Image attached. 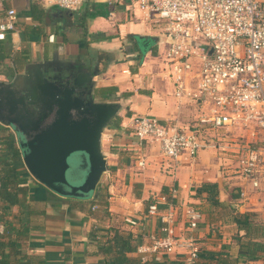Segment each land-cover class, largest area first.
Listing matches in <instances>:
<instances>
[{
	"label": "crops",
	"instance_id": "0c3cea01",
	"mask_svg": "<svg viewBox=\"0 0 264 264\" xmlns=\"http://www.w3.org/2000/svg\"><path fill=\"white\" fill-rule=\"evenodd\" d=\"M130 3L85 0L78 9L69 10L51 0H0V21L10 8L17 12L16 28L0 34V80L26 74L31 62L96 65L97 100L122 103L102 137L108 170L89 197L53 192L18 161L20 185L28 187V194L21 204L11 206L0 199V264L141 261L138 247L148 243L152 233H161L159 216L149 214L153 202H158L160 209L177 208L176 231L193 235L201 246L198 264H264V256L252 260L239 256L237 226L228 207L255 211L264 218V190L256 191L241 179L233 181V173L222 168L224 154L219 155L216 146L209 145L194 160L178 162L172 170L158 143L135 136L134 115L155 114L185 126L200 110L197 104L181 102L174 95L158 58L160 25L146 20ZM132 35L153 36L155 40L147 47L146 41ZM3 131L18 140L14 128L0 122V135ZM139 156L147 157L146 167L138 166ZM204 181L219 184L222 207H212L205 194L196 193V186ZM232 186H239L247 196L235 202L229 193ZM102 194L107 205L98 207ZM187 204L202 212L195 230L185 227L182 212ZM3 205L9 214H3ZM185 250L181 247L153 264H181Z\"/></svg>",
	"mask_w": 264,
	"mask_h": 264
},
{
	"label": "built area",
	"instance_id": "2783aa9c",
	"mask_svg": "<svg viewBox=\"0 0 264 264\" xmlns=\"http://www.w3.org/2000/svg\"><path fill=\"white\" fill-rule=\"evenodd\" d=\"M85 0H51L69 10ZM110 5L118 0H105ZM146 20L160 25L158 40L166 44L165 69L173 93L181 102L199 106V115L188 125L138 114L132 118L135 136L158 143L174 170L178 162L192 161L209 145L229 158L225 170L235 179L264 190V0H136ZM17 12L7 11L0 21V34L16 28ZM201 37L206 42L201 41ZM226 132L214 143L215 133ZM229 148V149H227ZM233 158V160H231ZM234 161V163H233ZM146 167V156L138 157ZM230 165H233L232 167ZM176 193V189L173 190ZM246 192L241 190V199ZM166 196H163L165 199ZM178 210L173 205L160 209L161 233L138 247L140 264H153L165 254L184 247V264H196L201 246L193 235L176 231ZM188 230L198 228L202 212L194 205L183 207Z\"/></svg>",
	"mask_w": 264,
	"mask_h": 264
},
{
	"label": "water",
	"instance_id": "95a60500",
	"mask_svg": "<svg viewBox=\"0 0 264 264\" xmlns=\"http://www.w3.org/2000/svg\"><path fill=\"white\" fill-rule=\"evenodd\" d=\"M65 66L56 60L31 62L26 74L0 80V122L14 128L23 162L38 182L62 196L89 197L108 170L102 137L122 103L97 100L86 64ZM77 153L88 172L72 185L69 160Z\"/></svg>",
	"mask_w": 264,
	"mask_h": 264
},
{
	"label": "trees",
	"instance_id": "16d2710c",
	"mask_svg": "<svg viewBox=\"0 0 264 264\" xmlns=\"http://www.w3.org/2000/svg\"><path fill=\"white\" fill-rule=\"evenodd\" d=\"M132 36L146 41L147 47H150L148 44L150 41L155 40L153 36ZM2 39L0 38V40ZM18 161L23 162L18 140L14 134L3 131L0 135V199L8 203L9 206L15 203L21 204V200L24 199L25 201L27 199L28 187L20 185L22 181L21 173L17 168ZM220 190L219 184L213 181H204L196 186V193L201 197L205 194L206 200L212 207L216 208L223 206L220 200ZM20 193L21 197L18 196ZM229 193L235 202H239L241 199V188L239 186H232ZM100 204L107 205L103 194L98 199V207ZM228 207L233 212V221L237 226L236 238L239 245V256L244 257L246 260L264 256V218L255 211L240 212L232 205H228ZM2 210L3 214H9V210L5 208V205H3ZM129 248L133 249V247ZM220 261L225 263L223 259ZM128 264H140V261L135 260ZM181 264H184V261ZM196 264H198V261Z\"/></svg>",
	"mask_w": 264,
	"mask_h": 264
},
{
	"label": "rangeland",
	"instance_id": "374dc122",
	"mask_svg": "<svg viewBox=\"0 0 264 264\" xmlns=\"http://www.w3.org/2000/svg\"><path fill=\"white\" fill-rule=\"evenodd\" d=\"M130 4L133 6V8L138 10L136 0H131ZM146 24L151 26V22L150 21H147ZM159 30H160V28H157V31H159ZM201 41L206 42V39L201 37ZM166 50H167V45L166 44H162L161 47H160V51L161 52L158 55V58H159V61L161 62V64L164 65L163 69H164L165 73L167 74V71L165 69V61H164ZM166 77L169 79L168 75ZM150 115H154L155 116V114H150ZM157 117H159V116H157ZM215 134L219 135V136L215 137L214 143H218V144L222 143L224 146H227V147L231 146L230 142L219 141V137H221L223 135H226V132H220V133H215ZM227 149H229V148H227ZM219 155H221V154H219ZM223 157H224V160H223V163H222V168L229 167V166H225V164H228L229 158L225 157L224 155H223ZM231 160H233V158ZM69 161H70V169H69V171L67 173V179H68V182L70 184L76 185V184L80 183L83 180V177L87 174V172H88V164L86 162V159L85 158L83 159L81 153H77ZM84 162L87 164V167H86ZM233 163H234V161H233ZM23 164H24V162H23ZM24 166H25V164H24ZM223 166H225V167H223ZM230 166L232 167L233 165H230ZM234 175H236V174L235 173L233 174V179H232L233 181H234ZM71 197H74V196H71Z\"/></svg>",
	"mask_w": 264,
	"mask_h": 264
},
{
	"label": "flooded vegetation",
	"instance_id": "af4514ba",
	"mask_svg": "<svg viewBox=\"0 0 264 264\" xmlns=\"http://www.w3.org/2000/svg\"><path fill=\"white\" fill-rule=\"evenodd\" d=\"M87 65V64H86ZM91 65H89L88 64V69H90L92 72H94V71H96L98 68L96 67V65H94V67H90ZM67 69H71V62H67L66 63V66H65ZM89 86H90V82L88 83L87 82V85L83 88V90L85 91V92H87L88 91V88H89ZM96 94V93H95Z\"/></svg>",
	"mask_w": 264,
	"mask_h": 264
}]
</instances>
